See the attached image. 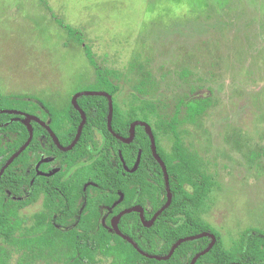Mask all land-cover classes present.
Instances as JSON below:
<instances>
[{
  "label": "rangeland",
  "instance_id": "obj_1",
  "mask_svg": "<svg viewBox=\"0 0 264 264\" xmlns=\"http://www.w3.org/2000/svg\"><path fill=\"white\" fill-rule=\"evenodd\" d=\"M65 26L113 71L120 107L145 106L143 97L154 106L152 128L181 99H210L179 124L214 182L198 216L226 247L264 229V0H0L1 93L62 107L90 89L95 68ZM159 142L171 152L174 137L159 133ZM40 207L22 209L28 224ZM0 256V264H59L1 238Z\"/></svg>",
  "mask_w": 264,
  "mask_h": 264
},
{
  "label": "trees",
  "instance_id": "obj_2",
  "mask_svg": "<svg viewBox=\"0 0 264 264\" xmlns=\"http://www.w3.org/2000/svg\"><path fill=\"white\" fill-rule=\"evenodd\" d=\"M70 37H74L84 45L87 58L96 71V82L88 90H104L115 95L119 91L112 79L113 71L99 65L95 53L89 44H84L81 33L70 26H65ZM145 106L130 107L126 114L114 101L113 128L122 135H128L133 121L143 120L151 123L154 106L143 97ZM78 103L84 108L90 121L84 127L83 135L78 146L85 140L88 127L96 128L110 134L107 128L109 100L103 95H83ZM208 97H188L181 99L174 115L170 118L159 116L155 122L153 133L156 137L158 153L164 160L168 174L173 200L170 206L158 217L151 227L141 222L137 212L125 216L129 220L125 229L127 235L134 239L145 251L167 255L172 246L183 237L196 235L202 232H212L217 241L209 252L200 256L196 264H264V229L250 228L243 231L239 238L229 247L224 246L221 235L209 223L203 221L198 212L205 203V198L214 185L210 175L205 173L196 158L186 147L179 131V124L193 121L202 115L210 105ZM19 109L45 117V108L53 113L52 128L59 134L58 124L63 114L54 110L50 103L42 98L29 99L24 95L0 92V109ZM73 110L75 108L71 106ZM75 113H78L77 111ZM23 116L18 114L0 113V170L6 161L27 141L29 130L23 122ZM76 114V126L80 121ZM34 137L30 145L13 161L0 178V238L6 243L22 249L24 254L34 259L52 260L59 264H97L106 260L107 264H190L193 257L206 249L212 241L210 236L194 240H187L179 245L172 256L166 260L150 258L140 253L137 248L118 235L106 236L103 229L91 226V221L77 220L75 225L64 228L54 216H46L44 212L35 213L30 223L22 216L21 211L29 202H35L39 190L32 200L27 199L24 187L27 184V157L30 151L41 157L43 135H47V151L51 156L64 153L53 142L48 132L34 122ZM118 127H122L120 130ZM159 133L171 134L174 137L171 152H166L159 142ZM69 141L62 139V144ZM142 147L141 163L139 168L129 173L128 181L134 183V194L128 188V206L137 201V177L142 169L144 172V205L151 202L152 207L146 212V218H151L167 200L166 181L161 164L154 157L152 143L146 127H136V137L128 145L126 161L132 166ZM39 159V158H37ZM58 174V173H57ZM57 174L48 177L55 179ZM133 219V223L130 222ZM93 230V234H84ZM3 258L0 256L2 263ZM4 264V263H3Z\"/></svg>",
  "mask_w": 264,
  "mask_h": 264
},
{
  "label": "flooded vegetation",
  "instance_id": "obj_3",
  "mask_svg": "<svg viewBox=\"0 0 264 264\" xmlns=\"http://www.w3.org/2000/svg\"><path fill=\"white\" fill-rule=\"evenodd\" d=\"M50 105L53 107L54 110H58L59 113L61 112L63 114V119L60 120V123L58 124V128H57L59 134L51 126V123L53 121V113L50 111L49 108H45L44 118L37 115L38 118H40L44 122V124H41L36 120H33L32 126L34 122L39 123L48 132L54 144L59 149L61 148L56 144L50 130L48 129V126L57 135L58 140L60 141L61 144H62V139L66 142L69 141L68 144H62V146L68 147L75 140L79 130V126L83 120L81 110H83V112L86 115V121L85 124L83 125L79 140L72 146V148H70L69 150L61 149L64 152H69V151L71 152L60 154L58 155V157L52 155L50 156L47 151V146H48V139L46 137L47 135L42 136L43 137L42 149L44 150H41V157L35 155L33 151H30L27 157L28 181L26 186L24 187V193H25V197H27V199L29 200L33 199L34 195L36 194V192H38V190H39V196L35 202H29L28 205L25 206V208L34 207L40 203L41 207L37 212L40 211L44 212L48 217L51 215L54 216L55 219H58L62 224H64L63 226L64 228L71 227L72 226L71 224L75 225L78 219L79 220L83 219V220L91 221V226H93L94 228L103 229L106 236L109 235L121 236L112 222L115 216H117L127 208L139 206L143 208L144 210L143 214L146 218V212H149L152 207L151 202L147 203V205H144L146 192L144 189V172L142 169L140 170V173L138 174L137 177L138 180L137 189H136L137 201L133 203V205L130 206L127 205L128 201L130 200L128 199L129 187H131V192H130L131 195L134 194V183L133 182L130 183L128 181V175L129 173L135 172L139 168V165L141 163V158H140L136 170L131 171V169L135 167L138 161L139 153L142 149L141 145H139V153L137 155L134 164L132 166H129L128 162L126 161L128 145L132 144L135 141L136 130L132 141L126 142L122 138L130 137L131 126L128 135H122L121 133H119V131L113 128V124H112L113 131H111L108 126V117H107V128L110 134L104 133L103 131L99 130L98 128H96V125L92 127L89 126L88 131L85 134V140L81 142L80 145L78 146L77 144L83 135V130L85 125L87 124L88 121L92 123L96 119L89 120L84 108L79 104V108L81 109L80 110L78 107H76V105L72 101L62 107H55L51 103ZM117 105L119 106V104ZM71 106H73L75 110H73ZM120 108L123 110L122 111L123 114L127 113L126 111L128 109H124L122 107ZM4 109H8V108H1L0 110H4ZM9 110L19 111L20 113H10V114L22 115L23 116L22 120H24L26 114H32L28 111H22L15 108ZM76 111L78 113H75ZM0 113H9V112L0 111ZM76 114H78L81 118L77 126L75 120ZM108 116H109V112H108ZM112 123H113V119H112ZM118 128L122 130V127H118ZM55 174H57L55 179L48 178ZM166 191H167V185H166ZM167 199H168V191H167ZM37 212H34L32 216ZM132 212H137L141 222L143 223L142 213L139 210ZM129 213L123 214L118 222V229L123 234H126L125 229L127 228L129 222V220L125 218V216ZM153 216L151 218H146V220H151ZM130 222L133 223V219H130ZM93 232L94 231L91 230L90 232L84 234L85 235L93 234Z\"/></svg>",
  "mask_w": 264,
  "mask_h": 264
},
{
  "label": "water",
  "instance_id": "obj_4",
  "mask_svg": "<svg viewBox=\"0 0 264 264\" xmlns=\"http://www.w3.org/2000/svg\"><path fill=\"white\" fill-rule=\"evenodd\" d=\"M82 95H103V96H106L109 100V116H108V126L110 128L111 131H113V128H112V119H113V111H114V99H113V96L106 92V91H103V90H100V91H97V90H85V91H81V92H78L72 102L76 105V107L79 108V104H78V98ZM80 109V108H79ZM81 110V109H80ZM1 112L5 111V112H9V113H20L19 111H16V110H9V109H4V110H0ZM82 112V117H83V120L79 126V130H78V133H77V136L75 138V140L72 142V144L68 147H65V146H62V144L60 143V141L58 140V137L57 135L53 132V130L48 126V129L50 130L56 144L63 150H69L70 148H72V146L79 140V137L81 135V132H82V128H83V125L85 124V121H86V115L85 113L83 112V110H81ZM33 120H36L38 122H40L41 124H44V122L38 118L37 116L33 115V114H26L25 115V118H24V123L26 124V126L28 127L29 129V132H30V135H29V138L27 139V141L6 161V163L3 165V167L1 168L0 170V178L2 177L3 173L5 172V170L12 164V162L26 149V147L30 144L32 138H33V134H34V129H33V126H32V121ZM137 125H143L146 127V130H147V133L149 134L150 138H151V141H152V151H153V155L155 156V158L157 159V161L161 164L162 168H163V171H164V174H165V179H166V185H167V191H168V199H167V202L165 203L164 206H162L156 213L155 215L153 216V218L151 220H146L143 212V208L142 207H139V206H134V207H130V208H127L125 209L124 211H122L120 214H118L117 216H115L113 218V225L115 226V228L117 229V231L120 233V235L128 240L130 243H132L136 248L137 250L142 253L143 255L147 256V257H150V258H156V259H160V260H166V259H169L172 254L174 253V251L179 247V245L187 240H194V239H198V238H201V237H204V236H210L212 238V241L211 243L209 244V246L204 249L203 251L199 252L198 254H196L191 263L190 264H196L198 258L202 255H204L205 253L209 252L210 249L213 247V245L216 243V240H217V237L214 233H211V232H203V233H199V234H196V235H192V236H187V237H183V238H180L171 248L170 252L165 255V256H161V255H157V254H151V253H148L146 252L145 250H143L137 242L134 241L133 238H131L129 235L127 234H123L122 232H120V230L118 229V222H119V219L120 217L123 215V214H126V213H129V212H132V211H136V210H139L141 213H142V220H143V223L145 226L147 227H150L152 226V224L154 223V221L157 219V217L171 204L172 200H173V194L171 192V188H170V182H169V174H168V170H167V166L164 162V160L162 159V157L160 156V154L158 153V149H157V144H156V137L153 133V129L151 127V125L149 123H147L146 121H142V120H136L132 123L131 125V135L129 138H122L124 141L126 142H131L134 135H135V130H136V126ZM141 153H142V149L139 153V157H138V161L135 165V167L133 169H131V171H135L138 164H139V161H140V158H141ZM40 164V163H39ZM231 264H240L238 262H235V263H231Z\"/></svg>",
  "mask_w": 264,
  "mask_h": 264
}]
</instances>
